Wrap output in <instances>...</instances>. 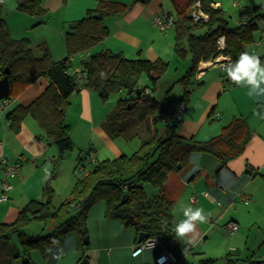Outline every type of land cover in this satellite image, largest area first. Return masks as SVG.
<instances>
[{
    "label": "trees",
    "instance_id": "obj_1",
    "mask_svg": "<svg viewBox=\"0 0 264 264\" xmlns=\"http://www.w3.org/2000/svg\"><path fill=\"white\" fill-rule=\"evenodd\" d=\"M148 1L133 0V3L146 4ZM196 1L172 0V13L175 14L174 51L183 58L188 53L192 55L191 67L176 82L183 87L178 98L180 109L177 112L164 108L152 96L153 89L150 86L139 84L142 75H146L154 84L165 75L169 63L163 59H128L119 52L103 49L90 55L88 61L84 62V84L69 72L75 55L91 50L110 35L104 19L124 14L129 4L113 0L101 2L98 9L89 11L85 18L72 24L66 33L68 56L53 61L47 45H39L42 54L37 56L28 38L11 37L4 16L5 0H0V79L8 76L11 89L6 101L18 97L41 78L49 80L46 90L34 102L28 106L19 104L7 113L14 132L18 133L25 118L32 116L47 141L58 148L57 161H62L74 147L70 125L65 117L70 105L69 99L81 88L97 92L104 102L111 95L122 91L129 95L134 91L137 95L141 92L137 97L118 100L104 125L113 139L120 135L127 136L129 125L126 120L141 100L149 102L155 125L154 136L142 140L135 153L100 161L90 171H86L85 175L77 179L71 197L54 210V189L52 178H49L41 199H34L24 206L14 222H0V251L3 242L10 240L13 234H17L20 240L23 264H33V250L39 249L46 255L52 244H62L71 234L78 238V247L84 249L89 234V213L98 201L103 200L106 218L120 220L132 227L137 233L138 243L140 233H145L148 238H160L163 244L178 254V248L171 244V240L176 238L174 227L178 224L173 215L174 203L165 191L169 174L179 169V166L188 164L190 156L197 152L212 154L225 166L245 151L251 136L247 122L242 117L235 118L223 128L220 135L209 141L184 137L179 133L178 129L190 103L198 64L201 60H209L219 54L216 40L221 35L226 37L227 42L224 53L236 61L241 52L249 51L248 46L256 41L257 32L264 34V3L242 9L240 24L231 27L226 11L221 7L215 8L214 0H201L203 10L209 14V21L195 22L192 9ZM16 8L39 18V23L47 15L43 0H18ZM96 13H100L101 18H94ZM260 59L264 61V57ZM174 85L167 94L173 91ZM161 122L165 124L163 129L158 127ZM127 138L130 140L131 137ZM85 159H80L78 166L84 164ZM145 184L153 185L159 192L148 197L144 191ZM124 195H128V198L124 204H120ZM33 220L51 221V231L46 235H28L25 228ZM12 255L16 257V253ZM200 264H213V261L203 259ZM248 264H264V261L250 259Z\"/></svg>",
    "mask_w": 264,
    "mask_h": 264
},
{
    "label": "crops",
    "instance_id": "obj_2",
    "mask_svg": "<svg viewBox=\"0 0 264 264\" xmlns=\"http://www.w3.org/2000/svg\"><path fill=\"white\" fill-rule=\"evenodd\" d=\"M108 1V0H106ZM132 5L124 14L117 17H106L105 25L110 30V35L88 52V57L103 49L119 52L128 59L144 57L150 60L163 59L166 51H163L161 41L169 39L168 31H162L154 23V18L167 11H158L151 4L143 2L133 3V0H113ZM101 0H43V7L47 10L44 20L39 23V18L17 10V3L12 12L18 13L20 25L12 27L7 20L9 32L12 38H28L37 56H41L40 44H45L50 50L53 61H60L68 56L66 33L76 21L87 16L91 10H96L101 5ZM213 6L220 8V2L215 1ZM243 2V1H242ZM135 4V5H133ZM243 4V3H242ZM234 5V4H233ZM243 7V5H242ZM222 8V7H221ZM244 9V7H243ZM171 12V11H170ZM6 18V17H5ZM174 28V26H173ZM165 32L161 36L160 32ZM262 34V33H261ZM264 36V35H263ZM257 39V37H256ZM256 42V41H255ZM253 43L252 54L264 57V37ZM164 60V59H163ZM81 66L80 55L72 59L71 73H75ZM198 70V69H197ZM193 88L188 109L179 127V133L184 137H195L200 141H209L221 134L223 128L229 125L235 118L242 117L246 120L251 136L245 151L237 158L231 160L227 165L221 166L219 159L209 153H193L188 164L173 170L165 183L167 196L173 201V215L179 223L185 219L183 206L190 205L193 208H201L208 217L205 223L197 225V234L192 242L189 238H176L177 244L181 245V251L176 255L180 264H195L197 258L203 260L202 251L198 246L208 239L210 231L217 227L223 229L229 222H236L239 226L237 236L246 239L244 243L249 248V238L256 225L259 226L261 246L264 244V98L257 100L248 95L247 87H239L227 80L224 72L218 67L205 69L198 77V71L193 78ZM49 80L41 78L30 85L18 97L8 101L5 107L0 102V195L1 182L4 178V158L9 161H21L22 167L19 174L12 179V189L9 199L0 201V222H14L21 209L30 200L42 194L45 180L35 186L31 193L27 192L25 185L28 180L38 171H44L43 162L58 157V148L50 144L45 138L44 132L38 122L27 116L22 123L18 133L11 129L7 119V113L21 104L24 106L34 102L48 87ZM195 88V89H194ZM70 105L66 111V122L71 128L73 141L78 134L84 137L85 148L83 155L78 154L77 162L87 158L91 153L95 156L96 165L100 161L115 159L129 152L128 146L116 144L104 125L115 105L104 102L99 94L87 88L75 91L70 99ZM196 106H193V103ZM175 104V103H174ZM149 102L141 100L134 112L143 109L147 115L141 119L139 114H132L127 118V136L133 140L139 134L130 133L131 119L147 126L145 137L150 139L155 134V125L152 122ZM179 103L170 105L169 109L177 111ZM198 108L193 110L194 108ZM192 109L193 112H190ZM259 112L260 115H256ZM159 127V126H158ZM76 132V134H75ZM132 136L134 138H132ZM75 143V142H74ZM140 140L139 146H141ZM140 148V147H139ZM137 151V150H136ZM134 151V153L136 152ZM128 155V154H127ZM208 193V196L205 194ZM240 194L249 196L246 203L239 197ZM35 197V198H34ZM197 201L192 202L191 198ZM105 212V209H104ZM111 223H119V229L125 232L131 231L120 220L109 219ZM106 223L105 220H103ZM114 221V222H113ZM102 225V221L100 220ZM223 223V224H222ZM222 226H219L221 225ZM133 229V228H132ZM130 233V232H129ZM133 235H126L123 239L117 233L101 237L89 238L90 249H80L78 238L69 235L62 244H52L47 254L39 249L31 253L33 264H80L87 258V264H157V257L163 252L166 244L144 250L138 256L133 255L136 247L137 233L133 229ZM235 233V234H236ZM232 234V235H235ZM114 242V243H112ZM7 247L6 251H2ZM195 253L193 254V251ZM16 253V259L12 254ZM183 255L180 258V254ZM195 255V258H192ZM252 256V255H251ZM251 256L247 257L248 262ZM264 258V252L262 253ZM20 249L10 244H5L0 251V264H13L16 261L24 263L21 259ZM200 261V262H201Z\"/></svg>",
    "mask_w": 264,
    "mask_h": 264
},
{
    "label": "rangeland",
    "instance_id": "obj_3",
    "mask_svg": "<svg viewBox=\"0 0 264 264\" xmlns=\"http://www.w3.org/2000/svg\"><path fill=\"white\" fill-rule=\"evenodd\" d=\"M17 1L18 0H5L4 16L9 21L12 27H18L20 25V20L17 17L18 13L12 12V9L16 7ZM215 1L220 2L221 7L226 11L228 15L229 25L231 27L238 26L242 18L240 15L241 10L240 8H237L233 5L234 0H215ZM148 3L151 4L158 11L164 10L167 12L170 11L174 12L172 0H149L146 4ZM242 3L244 8L249 9L254 6L263 4L264 0H243ZM131 6L132 5L129 6L128 10L130 9ZM9 7H11L12 9H9ZM112 17H117V16H112ZM159 32L161 36L165 37L164 35L165 32H162L161 30ZM167 33L169 35V39L161 41L162 45L164 46L162 49L163 51H166V53L163 56L164 57L163 59L169 63V68L167 72L156 82V84H154L146 75H142L139 79V84L143 86H150L153 89L152 96L156 98L158 102H160L162 106L166 109H168L170 105L173 106L176 103H178V98L181 96L183 92V87L181 84L176 82L187 73L188 69L192 65V55L190 53H188L186 57L183 58L177 55L174 51L175 29L172 27ZM263 35L264 34L257 32L256 42H258V39L260 37H264ZM254 46H255L254 44L248 46L249 53H252L251 50L252 48H254ZM174 83L176 84L174 85ZM172 85H174L173 91L167 94L168 90H170ZM166 94L168 95L167 100L165 99ZM137 96L138 95L136 91H134L132 95H129L127 92L122 91L120 93H115L111 95L110 98L108 99V102L113 107V105L116 106L119 99L130 98V97L134 98ZM194 105L196 106L195 102L193 103V106ZM179 109L180 108L177 109V112L179 111ZM195 109L198 108L195 107L193 110ZM190 112H193L192 109ZM132 114L133 115L139 114L141 116L140 118L143 119L145 115H147V111L143 109L140 112H131L129 117ZM131 121H132V126H130V131H131L130 133L139 134L138 140L137 137H135L133 140H128L127 136H123V135L115 137L116 144L122 146H128V149H126L129 151L127 152L128 155H132L134 151L139 149L140 140H144L147 138L145 137L146 134L144 135V132H146L147 130L146 124L145 123L141 124L135 119H131ZM67 123L69 122L67 121ZM164 125L165 124L161 122L159 124V129L165 128ZM70 136H71V128H70ZM77 137L78 138L75 139V141H73L72 139L73 143L75 142L74 147L71 151H69L66 154L65 158L62 161H57L58 157L55 156L54 157L55 159L43 162L42 166L45 172L43 173V171L41 170L38 171L37 173L32 175L30 180H28L25 185V189L27 190V192L31 193L37 184L39 186L42 179L45 180V184H46V181L49 178H52L51 184L54 189V195L52 198V205H53L52 210L60 206L62 202H64L65 200L71 197L77 179L85 175L86 171H90L94 167L93 164H87L85 172H82L79 169L78 166L79 164L77 162L78 154L81 153L80 155H83L81 158H84L86 149L80 146L84 144L83 135L78 134ZM11 183H13L12 180ZM144 191L148 197H152L153 195H156L159 192V190L151 184H145ZM42 197L43 195L39 194L36 198L41 199ZM29 202H27L26 205ZM104 209H105V203L103 200H101L98 201L93 206V208L89 213L88 236L90 238V242L92 238L95 239L97 236L100 238L103 233H107V235L112 233H117L120 235L117 237V239H123V237L126 235H133L132 228H130L131 231H129L130 232L129 233L120 230L119 225H117L119 223H116L114 221H113L114 223H111L112 221L106 218ZM100 220L102 221V225L100 224L101 223ZM103 220H105L106 223H104ZM222 224L219 226H222ZM51 228H52V223L49 220L48 221L33 220L26 226L25 231L28 235H39V234L46 235L48 232L51 231ZM221 228H222L221 230L218 229L217 227L213 228L208 235V239L205 240L204 243L198 246V249L204 253L202 255L203 259L211 260L213 261V264H248L249 258L247 257L252 255L250 259L264 261V258L262 256V253L264 252V244H262L261 246V241H262L261 236L263 237V235L260 232L258 225L254 227L252 234L249 238V248H246V246L244 245V243L247 241L246 239L237 236V233L235 235H232L228 233V231L225 228L224 229L223 227ZM176 238H173L171 240V244L173 247H177L178 251L180 252L182 246L177 244ZM7 243L10 244L11 249H13V246H16L21 251V243L17 234H13L10 240L4 241L3 246ZM90 247H91V243H87V245L85 246L86 250L90 249ZM6 250L7 247L4 248L2 251H6ZM194 253L195 250L193 251V254ZM179 254L181 256L180 258H182L183 255H181V253ZM12 258L14 260L16 259V257H12ZM192 258H195V255H192ZM190 260L191 259H187L186 263H188ZM200 261L201 258H197V260L194 261V263L200 264L201 263ZM13 264H22V262L16 261Z\"/></svg>",
    "mask_w": 264,
    "mask_h": 264
},
{
    "label": "built area",
    "instance_id": "obj_4",
    "mask_svg": "<svg viewBox=\"0 0 264 264\" xmlns=\"http://www.w3.org/2000/svg\"><path fill=\"white\" fill-rule=\"evenodd\" d=\"M242 1L243 0H234L233 4L235 7L240 8V10L243 9L242 7ZM192 17L195 22H200L204 21L207 22L209 21L210 17L209 14L203 10L202 8V2L201 0H197L195 4L193 5L192 9ZM154 23L157 27H159L162 31H168L174 26L175 23V14L172 12H166L161 15H158L154 18ZM216 45L217 49L219 51V54L214 56L213 58H210L209 60H201L198 64L197 71H198V77L204 72L205 69L211 68V67H218L223 71V65L227 62H232L234 63L235 60L232 58L231 55L224 53V51L227 48V42H226V37L224 35H221L217 38L216 40ZM88 52H81L79 53L80 59H81V66L76 70L75 73H70L74 74L77 76V79L84 84L85 82V72H84V62L88 61ZM226 75V78L229 82L233 83L228 77L227 74L224 72ZM3 107L6 106L8 101L4 99ZM95 156L91 153L85 160L84 164H81L79 166V169L82 172L86 171L87 164L89 163H94ZM2 165L4 166V178L1 182V196H0V201L5 202L9 199V193L12 189V183L11 180L15 178L22 167L21 161H9L8 159L4 158L2 160ZM209 194L206 193L205 196H208ZM239 197L243 199L246 203L249 200V196L240 194ZM191 201L194 203L197 201L196 197H192ZM225 229L228 231L230 234H235L237 230L239 229V226L236 222H229L226 226ZM158 244H163V241L158 238V237H151L147 238L139 243H137L136 247L133 250V255L138 256L141 254L144 250L152 248L157 246ZM180 259L176 255V253L171 250L169 247L165 246L163 252L157 257L156 263L157 264H180Z\"/></svg>",
    "mask_w": 264,
    "mask_h": 264
},
{
    "label": "clouds",
    "instance_id": "obj_5",
    "mask_svg": "<svg viewBox=\"0 0 264 264\" xmlns=\"http://www.w3.org/2000/svg\"><path fill=\"white\" fill-rule=\"evenodd\" d=\"M223 71L235 85L247 87L250 97L257 100L264 98V61L258 55L243 51L234 63L230 61L225 63ZM256 115L259 116L260 113L257 112ZM181 210L185 219L174 227L175 235L182 240L189 238V242H192L194 235L197 234V225L205 223L208 217L204 214L203 209L198 207L193 208L187 205L183 206Z\"/></svg>",
    "mask_w": 264,
    "mask_h": 264
},
{
    "label": "water",
    "instance_id": "obj_6",
    "mask_svg": "<svg viewBox=\"0 0 264 264\" xmlns=\"http://www.w3.org/2000/svg\"><path fill=\"white\" fill-rule=\"evenodd\" d=\"M101 1H106V0H101ZM94 18L99 19L101 18V14L100 13H96L93 15ZM10 81H9V77L5 76L4 78L0 79V101L7 99L10 96ZM138 95H141V92H138ZM150 96V95H148ZM147 96V97H148ZM222 165H220L221 167ZM179 168H181V166H179ZM128 198V195H124L121 203L120 204H124L126 202ZM148 238V235L145 233H140L139 235V242L145 240ZM86 243H89V236L86 237ZM89 262V260L87 258L83 259L80 264H87Z\"/></svg>",
    "mask_w": 264,
    "mask_h": 264
}]
</instances>
